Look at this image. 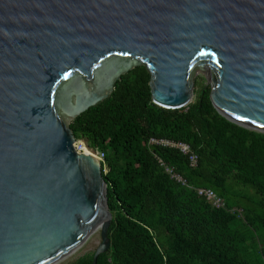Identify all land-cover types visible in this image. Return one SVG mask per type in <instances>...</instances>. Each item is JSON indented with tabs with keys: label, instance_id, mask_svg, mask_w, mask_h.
Returning <instances> with one entry per match:
<instances>
[{
	"label": "water",
	"instance_id": "1",
	"mask_svg": "<svg viewBox=\"0 0 264 264\" xmlns=\"http://www.w3.org/2000/svg\"><path fill=\"white\" fill-rule=\"evenodd\" d=\"M139 66L156 106H189L202 75L264 134V0H0V264H55L99 223L92 264L108 252L101 164L69 124Z\"/></svg>",
	"mask_w": 264,
	"mask_h": 264
},
{
	"label": "trees",
	"instance_id": "2",
	"mask_svg": "<svg viewBox=\"0 0 264 264\" xmlns=\"http://www.w3.org/2000/svg\"><path fill=\"white\" fill-rule=\"evenodd\" d=\"M149 82L147 69L135 67L69 124L76 141L104 154L112 222L110 249L96 264H264V134L221 117L206 84L186 108L166 110L153 104ZM151 138L189 145L196 167L176 150L149 146ZM197 189L225 206L214 208Z\"/></svg>",
	"mask_w": 264,
	"mask_h": 264
},
{
	"label": "built area",
	"instance_id": "3",
	"mask_svg": "<svg viewBox=\"0 0 264 264\" xmlns=\"http://www.w3.org/2000/svg\"><path fill=\"white\" fill-rule=\"evenodd\" d=\"M76 142H82V141H76ZM148 144L151 147H159V148H164V149L176 150L180 154H182L188 158L191 167H193V168L196 167L197 156L192 152L189 145H187L185 143L175 142V141L167 140V139L151 138L149 140ZM74 149L78 154L87 153L85 155L92 156V157L96 158L100 162L101 166H103L104 154L102 152H100L98 150H91V149L87 148L84 142H82V150L80 152H78L76 148H74ZM159 163L161 166H163V169L165 170V172L167 174H169L171 176V178H173L177 182L181 183L182 185H186L185 181L180 176L175 174V172L172 168L166 166L161 161H159ZM196 192H197L198 196L203 197L208 202H210L214 208L218 209V208H223L225 206L223 200L212 190L197 189Z\"/></svg>",
	"mask_w": 264,
	"mask_h": 264
},
{
	"label": "rangeland",
	"instance_id": "4",
	"mask_svg": "<svg viewBox=\"0 0 264 264\" xmlns=\"http://www.w3.org/2000/svg\"><path fill=\"white\" fill-rule=\"evenodd\" d=\"M196 78H197L198 84H197L196 87H194V91L197 88H199L200 85L206 84V82H205V80H204L202 75H199ZM194 99H195V95H194ZM258 213H259V215L264 217V212H262L260 210V211H258ZM100 242H101L100 231H98L94 235H92L90 238H88L87 241L82 245V247L75 254H73L67 260H65L64 262H62L60 264H72L78 258H80V257H82V256H84L86 254L93 253L96 250V248L98 247Z\"/></svg>",
	"mask_w": 264,
	"mask_h": 264
},
{
	"label": "bare ground",
	"instance_id": "5",
	"mask_svg": "<svg viewBox=\"0 0 264 264\" xmlns=\"http://www.w3.org/2000/svg\"><path fill=\"white\" fill-rule=\"evenodd\" d=\"M99 227H100V223L95 227V230H94V232L90 235V237L92 236V235H94L96 232H98L99 231ZM89 237V238H90ZM82 247V246H81ZM81 247H79L78 249H76V250H74V251H72L71 253H69V254H67L65 257H63V258H61L58 262H56L55 264H60V263H62V262H64L65 260H67L70 256H72L73 254H75Z\"/></svg>",
	"mask_w": 264,
	"mask_h": 264
},
{
	"label": "clouds",
	"instance_id": "6",
	"mask_svg": "<svg viewBox=\"0 0 264 264\" xmlns=\"http://www.w3.org/2000/svg\"><path fill=\"white\" fill-rule=\"evenodd\" d=\"M73 147L76 148L78 152H80L82 150V142H74Z\"/></svg>",
	"mask_w": 264,
	"mask_h": 264
},
{
	"label": "snow or ice",
	"instance_id": "7",
	"mask_svg": "<svg viewBox=\"0 0 264 264\" xmlns=\"http://www.w3.org/2000/svg\"><path fill=\"white\" fill-rule=\"evenodd\" d=\"M124 55H127V53H124ZM65 78H67V75L65 76ZM236 118L241 120L245 119L244 117H236ZM260 127L264 128V124H261Z\"/></svg>",
	"mask_w": 264,
	"mask_h": 264
}]
</instances>
